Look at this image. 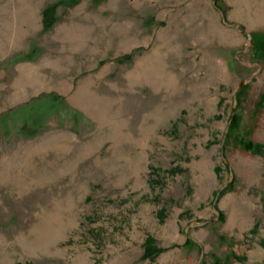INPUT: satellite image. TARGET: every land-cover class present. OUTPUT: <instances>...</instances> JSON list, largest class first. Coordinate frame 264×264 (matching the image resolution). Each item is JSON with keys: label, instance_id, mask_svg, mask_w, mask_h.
<instances>
[{"label": "rangeland", "instance_id": "obj_1", "mask_svg": "<svg viewBox=\"0 0 264 264\" xmlns=\"http://www.w3.org/2000/svg\"><path fill=\"white\" fill-rule=\"evenodd\" d=\"M87 77L102 124L71 99ZM13 92L0 264H264V0H0Z\"/></svg>", "mask_w": 264, "mask_h": 264}, {"label": "bare ground", "instance_id": "obj_2", "mask_svg": "<svg viewBox=\"0 0 264 264\" xmlns=\"http://www.w3.org/2000/svg\"><path fill=\"white\" fill-rule=\"evenodd\" d=\"M71 28H68L67 32L70 31ZM163 32V31H162ZM165 32V31H164ZM163 34V33H162ZM161 34V35H162ZM164 35V34H163ZM166 35V34H165ZM201 35V33L199 34V36ZM166 37V36H165ZM164 37V38H165ZM165 41V40H164ZM159 58V54L158 53H154L153 55L149 56L145 61H140L137 65V69H141V76L142 77H147V81H153L149 75V73L151 74L152 70H154V67H156V63L158 61ZM145 62V69L142 71V63ZM63 63L64 62V58L61 56H58L57 59H44L42 64H38L37 66L39 68H41L44 65H52V66H56L59 69H61V71L59 72V74L63 73ZM104 72V70L100 73V75H102ZM48 77H46L43 81H41L40 83L36 84L35 86H39L40 89L43 88H52L57 86L59 89L61 90H69V88L72 87L71 83H69L68 79H59V80H55L53 78H50L47 80ZM93 83V78L92 77H87L85 80H83V82L80 84L76 94L74 96L71 97V99L75 100V101H79V103L86 108L91 114H93L97 120L99 121V124H102V116L104 115V109L102 107L98 108L96 106L92 105V101L89 99L88 95H87V88H89V86ZM9 95L7 96L6 99H4V101L0 104V107H5L6 105H8L11 102L17 101L18 98H22L24 96H26L27 93L23 92L21 97H18V93L14 94L13 93H8ZM102 108V109H101ZM104 117V116H103ZM64 135L68 136L71 138L70 134L67 132L63 133ZM52 140V136H46L44 137L42 140H40L37 143H33V144H26V146H30L33 145L35 147H41L44 146L46 144H48L50 141ZM22 145V144H21ZM8 152V151H7ZM8 155V154H7ZM13 155H17L16 153ZM11 157V154L9 153L8 156H5L1 161L0 164H4L6 162H8L9 158Z\"/></svg>", "mask_w": 264, "mask_h": 264}, {"label": "trees", "instance_id": "obj_3", "mask_svg": "<svg viewBox=\"0 0 264 264\" xmlns=\"http://www.w3.org/2000/svg\"><path fill=\"white\" fill-rule=\"evenodd\" d=\"M50 14H51V15L55 14L53 7H49V8L45 11L44 19H45V23H46V25H47L48 23H50V21H51V19H50ZM147 243H148V244H147V251H146V255H147V256H152V255H153V252H155V249H157V250H156L157 252L161 250V248H160V249H159V248H155V247L153 246V244H152V242H151L150 239L147 241Z\"/></svg>", "mask_w": 264, "mask_h": 264}, {"label": "water", "instance_id": "obj_4", "mask_svg": "<svg viewBox=\"0 0 264 264\" xmlns=\"http://www.w3.org/2000/svg\"><path fill=\"white\" fill-rule=\"evenodd\" d=\"M243 31L247 34V37H248L249 39L252 38V33H250V32H246L245 30H243ZM254 76H255V75H252V76H250L249 78H245V79L242 80V82L240 83V86L238 87V89H237V91H236V94H235L236 96H237V93H238L239 89H240V88H241L246 82H249V81L253 80ZM236 107H237V100H236V106H235V109H236Z\"/></svg>", "mask_w": 264, "mask_h": 264}]
</instances>
